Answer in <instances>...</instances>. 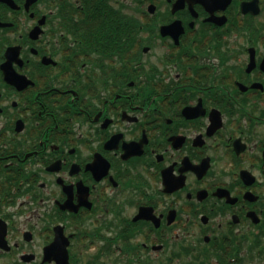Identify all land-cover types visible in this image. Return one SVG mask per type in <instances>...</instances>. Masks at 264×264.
I'll list each match as a JSON object with an SVG mask.
<instances>
[{
	"label": "flooded vegetation",
	"instance_id": "af4514ba",
	"mask_svg": "<svg viewBox=\"0 0 264 264\" xmlns=\"http://www.w3.org/2000/svg\"><path fill=\"white\" fill-rule=\"evenodd\" d=\"M171 234L264 259V0H0V264Z\"/></svg>",
	"mask_w": 264,
	"mask_h": 264
},
{
	"label": "rangeland",
	"instance_id": "374dc122",
	"mask_svg": "<svg viewBox=\"0 0 264 264\" xmlns=\"http://www.w3.org/2000/svg\"><path fill=\"white\" fill-rule=\"evenodd\" d=\"M114 235V234H113ZM179 235V237H178ZM204 234H171L170 236V247L164 252L158 253V251H150L146 252L143 251L137 261L136 264H210L212 259H218L217 254L218 250L210 249L211 251L209 254L206 255L204 252L205 242H202L201 237ZM194 244L196 246V250L188 251L186 250L185 246L187 244ZM124 248V246H122ZM257 248L252 249L251 251L255 252L256 254L251 256V261H248L246 258L245 262L240 260L241 264H264V259H260V254L256 252ZM127 251H123V253L118 254L121 257V264H128L129 255L126 253ZM221 252V251H219ZM236 252L233 251L232 255L234 256ZM261 255L264 256V250L261 251ZM203 254V255H202ZM244 254V256H243ZM247 257V253L243 252L240 256ZM87 252H86V259H87ZM169 257L170 262H168L165 258ZM132 258V257H130ZM238 259L239 253H238ZM237 259V260H238ZM107 262H110L112 259H105ZM227 264L228 262L225 261ZM129 264L131 261H129Z\"/></svg>",
	"mask_w": 264,
	"mask_h": 264
}]
</instances>
